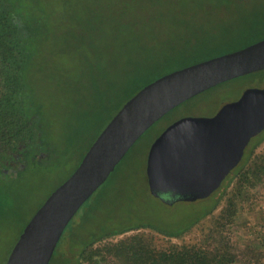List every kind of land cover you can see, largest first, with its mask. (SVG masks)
Returning a JSON list of instances; mask_svg holds the SVG:
<instances>
[{
    "label": "trees",
    "instance_id": "1",
    "mask_svg": "<svg viewBox=\"0 0 264 264\" xmlns=\"http://www.w3.org/2000/svg\"><path fill=\"white\" fill-rule=\"evenodd\" d=\"M133 1L0 0L1 216H6L2 210L7 196L1 186L8 182L15 184L21 176L35 167H43L48 161L62 164L76 159L73 173L100 132L90 142L83 143V138L96 125L106 104L116 101L117 93L128 81L148 76L147 85L189 63L170 53L163 39L165 24L161 25L164 22L160 23L159 19L164 14L159 2L164 0H137L142 3L136 6ZM144 2L151 5L147 9H152L146 13L148 18L141 32L136 27L143 14L137 7H142ZM170 16L166 23L171 21ZM156 24L160 27H154ZM229 82L231 80L192 97L161 119H169L181 105L200 99ZM133 95L135 93L120 103L117 110ZM116 113L110 115L108 122ZM253 154L254 151H248L225 178L221 187L224 208L192 243L158 246L144 233L117 241L108 239L143 227L165 236L179 237L199 218L212 214L220 201L205 208L200 217L186 227L170 230L157 223L123 227L122 215H110L106 221L99 220L94 225L92 196L80 209H85L81 220L75 223L72 220L63 234H67L71 253L77 254V258L67 252L56 254V248L50 264H82L81 261L91 264H118L116 261L120 264H261L263 242L249 239L241 243L229 234L240 203L247 201L264 184V151ZM20 156L25 160L24 168L19 169L20 175L3 174V169L12 163L14 166ZM107 181L96 193L104 190Z\"/></svg>",
    "mask_w": 264,
    "mask_h": 264
},
{
    "label": "water",
    "instance_id": "2",
    "mask_svg": "<svg viewBox=\"0 0 264 264\" xmlns=\"http://www.w3.org/2000/svg\"><path fill=\"white\" fill-rule=\"evenodd\" d=\"M261 70L264 38L177 68L145 85L123 104L73 173L36 210L6 264H50L70 222L149 128L192 97ZM262 129L264 87L247 88L238 100L224 103L214 116L189 115L175 120L150 147L147 176L151 191L208 196L239 164L245 147Z\"/></svg>",
    "mask_w": 264,
    "mask_h": 264
},
{
    "label": "rangeland",
    "instance_id": "3",
    "mask_svg": "<svg viewBox=\"0 0 264 264\" xmlns=\"http://www.w3.org/2000/svg\"><path fill=\"white\" fill-rule=\"evenodd\" d=\"M141 3V1L137 0L132 2L134 6ZM225 3L226 0H164L163 2H159V4L163 5L161 10L164 14L160 18L162 21L159 19V22H164L161 24L164 25L167 16L171 14V21L179 19L177 15L181 14L183 8L186 7H189V11H193L194 7L207 5L220 6ZM150 6V3L144 2L142 7H137V10H141V14H143L136 27L141 32H143L144 21L148 18L146 13L152 9H147ZM173 15L176 16L174 17ZM154 27H160V24H156ZM149 78L148 76H142L138 79L135 78L133 82L128 81L124 88L117 93L116 101L109 105L106 104L96 125L83 138V143H86L88 140L90 142L99 132L101 133L105 128L103 124L107 125L109 123L108 119L110 115L118 111L117 108L120 103H123L130 95L136 94L140 90V87L146 85L145 83ZM233 80L200 99L181 105L169 119L157 121L150 130L145 132L127 153L123 163L118 166L114 175L107 181L104 190L93 195L90 204L94 210L92 213V219L95 218L93 221L94 225L99 220L106 221L110 215H122L123 227L140 223H157L164 229L180 230L201 214L204 208L207 207L206 203L210 199L179 201L173 205H166L150 196L147 183L148 154L152 143L170 122L183 116L211 115L224 103L238 98L245 89L264 87V71H258L244 78ZM76 163V159L62 164H59L57 161H48L43 167H35L30 172L21 176L15 184L8 182L7 185L4 184L6 186H1L7 196L5 207L2 210L6 216L0 215V264H6L9 254L25 224L52 191L70 176ZM224 206L225 201L223 198L218 208L212 214L202 218L181 237H168L162 234H155L143 228L141 231L132 230L131 234L117 235L108 240L117 241L135 233H144L147 237H152L158 246H167L170 243H192L197 240L201 232L210 224L214 215L219 214ZM84 212L85 209L84 211H80L73 219V222L81 220V214ZM235 220L236 222L234 221L230 226L229 234L231 237L241 243L249 239H259V241L264 243V184L257 191H254L247 201L240 203ZM66 235L62 237L56 247V254L65 252L71 254L72 249L68 245ZM116 263L120 264L117 261ZM261 264H264V260H262Z\"/></svg>",
    "mask_w": 264,
    "mask_h": 264
},
{
    "label": "flooded vegetation",
    "instance_id": "4",
    "mask_svg": "<svg viewBox=\"0 0 264 264\" xmlns=\"http://www.w3.org/2000/svg\"><path fill=\"white\" fill-rule=\"evenodd\" d=\"M263 3L264 0H226V3L220 6H199L197 8L194 7L193 11H189V7L183 8L182 13L177 15L179 19L169 21L165 23L167 26L164 25L162 27L164 28L163 39L166 41L168 47H170L168 48L170 53H173L180 61L189 62L183 66L241 49L264 38ZM173 16L175 17L176 15ZM241 95L231 101L238 100ZM218 110L208 116H214ZM248 151H254V154L264 151V129L251 138L245 147L242 159ZM21 156L14 166L12 163L3 169V174H10L11 176L20 175L19 169L24 168L25 165V160L21 159ZM147 183L150 196L166 205H173L179 201L210 199L206 203V206L211 207L216 201H220L221 203L223 199L221 197L223 194L221 190L223 182L221 186L205 197H198L196 194H185L182 196L180 193L172 190H161L153 193L149 186L148 176ZM205 208L204 210H206ZM198 217H200V214L196 218ZM202 218H199L197 221L199 222ZM188 231H184L181 236ZM71 255L74 256L73 253ZM74 257L76 259L77 254ZM81 263L91 264L88 261H81Z\"/></svg>",
    "mask_w": 264,
    "mask_h": 264
}]
</instances>
